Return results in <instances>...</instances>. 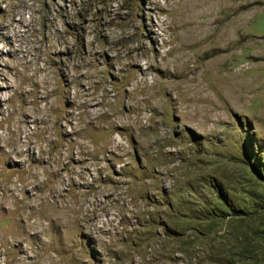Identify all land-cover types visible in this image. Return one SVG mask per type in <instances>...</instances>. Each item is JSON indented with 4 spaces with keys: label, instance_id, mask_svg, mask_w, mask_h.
Returning <instances> with one entry per match:
<instances>
[{
    "label": "rangeland",
    "instance_id": "1",
    "mask_svg": "<svg viewBox=\"0 0 264 264\" xmlns=\"http://www.w3.org/2000/svg\"><path fill=\"white\" fill-rule=\"evenodd\" d=\"M220 2L199 1L190 46L186 5L0 0V264H264V0ZM225 31L227 95L211 72ZM178 52L192 71L167 78ZM43 203L60 224L29 232L13 211Z\"/></svg>",
    "mask_w": 264,
    "mask_h": 264
},
{
    "label": "bare ground",
    "instance_id": "2",
    "mask_svg": "<svg viewBox=\"0 0 264 264\" xmlns=\"http://www.w3.org/2000/svg\"><path fill=\"white\" fill-rule=\"evenodd\" d=\"M165 1V4L166 5H174L176 8H177V5L179 4V8H177V10H180L184 5H186L185 7L188 6V9H189V15H191V21L189 23H187L189 25V28H188V34H189V38H190V41H192L193 43H189L190 46L192 45H195L196 42L199 41V39L201 38L200 37V29H199V24L196 22L195 19H197V11H196V7L198 8L199 6V1L200 0H164ZM222 2L219 3V12H222V13H227L230 9V7L227 5V1L228 0H221ZM201 3V2H200ZM173 6V7H174ZM241 7V6H240ZM202 8V7H200ZM218 8V9H219ZM183 10V9H182ZM181 11V10H180ZM185 13V12H184ZM229 13V12H228ZM182 15V14H181ZM187 20V19H186ZM209 22V21H208ZM210 26V25H209ZM225 30V29H224ZM202 35H203V32H202ZM201 35V36H202ZM222 35V33L220 34ZM241 35V34H240ZM225 40L223 41L224 44L223 46L220 48L218 47L219 49H217V52L219 53L216 60H214V66H213V70H211L212 72V77L215 78V82H218L222 89L224 90L225 94L227 95V90H228V87H227V81H228V78H229V75H228V71L227 69L225 68L226 65H224V62L227 60L228 58V40L230 39V37L228 36L227 32L225 31L224 34L222 35ZM241 37H243L241 35ZM184 38V37H183ZM218 38V37H217ZM187 39V38H186ZM222 40V39H221ZM220 42V41H219ZM221 44V45H222ZM182 46V45H181ZM185 46V45H183ZM142 49V45H129L126 47V53H127V60L130 63H136L138 58H140V55L143 53L141 51ZM182 49V48H181ZM180 49V50H181ZM179 50V49H178ZM177 50V51H178ZM189 52V51H188ZM215 52V51H214ZM191 54V53H190ZM217 54V53H215ZM214 54V55H215ZM215 58V57H214ZM190 57L186 54V53H177L176 55L174 54L171 59L168 61V63H166L164 65V73H165V76L168 78H170V73L168 71V66L169 65H172L174 68V70L176 68H181L183 69V71L185 70L186 74L191 72V68L190 66H188V63L190 62ZM150 61V60H149ZM208 62V61H207ZM149 63V62H148ZM158 65V64H157ZM163 65V64H162ZM210 65V64H209ZM208 65V66H209ZM154 67V66H153ZM159 67V66H158ZM157 67V68H158ZM161 67V66H160ZM210 67V66H209ZM151 68V67H150ZM173 69V68H172ZM196 70V69H195ZM149 71V70H148ZM176 71V70H175ZM180 71V70H179ZM180 73H182L180 71ZM184 74V73H183ZM185 74V75H186ZM211 74V73H210ZM176 75V74H175ZM190 76V75H189ZM134 77V76H133ZM175 78V77H174ZM192 78L194 77H191L189 80H192ZM145 79H146V75L145 73H142L141 77L136 80V82H139L141 83V85H146L147 84V81L145 83ZM170 79H173V78H170ZM177 79V78H176ZM196 79V78H195ZM188 80V82H189ZM179 82V81H178ZM186 82V81H185ZM197 82V81H196ZM168 83V82H167ZM184 83V82H182ZM154 84V82H152L150 85ZM170 84V83H168ZM171 86V85H170ZM156 87L157 84H156ZM182 88H183V92L185 94H187V101H188V104H189V107H190V111L193 112V113H196V112H200L199 108H197L195 106V103L200 101L201 98H199L200 94H201V89L200 88H197V86L189 83V84H183L182 85ZM161 89V88H160ZM182 91V90H181ZM205 97V96H204ZM220 99V98H219ZM144 101V100H143ZM207 106V105H206ZM205 108V107H204ZM197 115V114H196ZM195 115V116H196ZM194 116V117H195ZM208 117V116H207ZM137 122L139 120H136ZM141 126V125H140ZM139 128V127H138ZM141 128V127H140ZM12 134L14 135H21V133L23 134V129L21 128V126L19 124L15 125L14 126V131H11ZM28 135L25 137L26 141H25V144L24 146H27V149L26 151H28L31 147H30V144H29V139L27 138ZM153 141H155L156 145H157V148L160 150L162 147H164L166 144H168V140L167 138L165 137V134L163 132H161L160 134H158L156 137H154ZM13 150H16V151H19L20 153H22V150H21V146L18 145L17 143H14L13 144ZM41 158V157H39ZM31 175V177H30ZM27 177V179L25 180V182L22 184L21 189H23L24 187L28 186V185H34L37 181V179H35L36 175L34 174H31ZM58 182V181H57ZM19 190L18 186L16 185V181L14 183L11 184V186L9 187H5L4 189V196H7L6 193H9V198L10 200H13V203L15 205H18L20 203V199L17 198V196L15 195V193ZM60 196V192H57L56 193V197L59 198ZM45 203L42 204V208H40L39 211H34L35 213L33 212H27L25 210L21 211L23 207V205L21 207L17 206V208L13 211V212H16L18 214V216H22V215H25L26 218L28 217H34L33 218V222H29L27 221V223L25 222V226L27 227V230L30 231H41L42 229V221L43 219H46V218H50V219H53L57 224L59 223L60 224V217H59V214H56V212L54 211L53 214H50L48 212H45L44 209H43V205ZM53 204L55 206L56 204V200L54 199L53 200ZM2 206V203L0 201V207ZM41 207V206H40ZM38 210V209H37ZM88 217H90V215H85V219H87ZM13 222V220H12ZM11 222V223H12ZM13 224V223H12ZM15 228V227H14ZM19 228H24V226H19L17 225L16 226V232L19 231L20 232V229ZM26 230V229H25ZM26 232V231H25ZM21 233V234H20ZM20 233H17V237H15L14 239H12L13 241L15 239H22L23 236H24V229L23 231L21 230ZM27 233V232H26ZM12 238V237H11ZM1 244H4V242L0 241Z\"/></svg>",
    "mask_w": 264,
    "mask_h": 264
}]
</instances>
